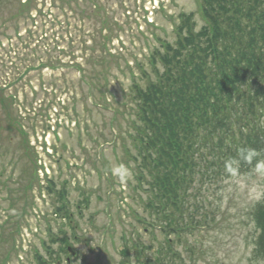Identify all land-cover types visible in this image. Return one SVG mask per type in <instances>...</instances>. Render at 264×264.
Wrapping results in <instances>:
<instances>
[{
	"label": "rangeland",
	"instance_id": "374dc122",
	"mask_svg": "<svg viewBox=\"0 0 264 264\" xmlns=\"http://www.w3.org/2000/svg\"><path fill=\"white\" fill-rule=\"evenodd\" d=\"M57 5L64 11L56 10ZM129 7L134 8L121 39L128 50L116 39L109 49L123 56L106 60L102 36L107 31L101 29L111 28L109 18L125 21L122 13ZM28 9L32 18L24 12ZM197 10L196 0H0V90L5 88L0 91V264H38L37 255L51 264L60 257L67 264L63 252L55 253L60 244L51 243L65 236L77 251L70 264H138L133 253L129 261L122 252L138 243L153 246V252L159 248L165 237L159 227L150 230L147 195L134 190L138 171L126 154L133 148L131 113L127 109L126 121L116 116L113 101L115 109L96 106L90 96L92 80L82 77L112 68L109 89L120 102L126 95L129 105L131 72L140 78V68L148 70L154 34L173 42L169 16ZM84 42H89L93 59L86 56ZM99 81L105 84L104 78ZM10 118L17 124L10 126ZM117 165L130 169L132 179L120 182L112 172ZM32 182L28 202L21 200L12 209L13 200L24 197L23 186ZM51 182L60 193L66 186L68 196L48 193ZM207 196L212 204L208 210L219 209L216 223L189 240L196 262L184 245L178 247L185 263L264 264L253 259L256 234L250 219L253 207L264 202V172L236 175ZM60 207L73 215L71 224L57 215Z\"/></svg>",
	"mask_w": 264,
	"mask_h": 264
},
{
	"label": "trees",
	"instance_id": "16d2710c",
	"mask_svg": "<svg viewBox=\"0 0 264 264\" xmlns=\"http://www.w3.org/2000/svg\"><path fill=\"white\" fill-rule=\"evenodd\" d=\"M196 2V13L169 16L174 26L173 42L154 34L155 44L147 58L148 70L140 68V78L131 72L129 105L126 95L120 102L114 90L109 89L112 68L103 75L84 73L82 77L84 82L92 80L90 96L96 106L110 105L111 109L113 101L118 106L116 116L126 121L127 109L131 113L133 148L127 149L126 154L138 171L134 190L147 195L151 232L159 227L165 237L155 252L153 246L142 243L122 252L129 261L133 253L138 264H186L178 250L181 245L185 246L190 260L196 262V248L189 245V240L214 225V215L219 210L217 207L213 212L208 210L212 204L207 193L223 189L236 175L264 168V0ZM94 7L104 16L102 7L98 9L97 4ZM164 7L162 2L161 11H165ZM56 8L64 11L59 5ZM133 8L122 13L126 18L122 23L109 18L111 28L101 29V33L107 31L102 36L107 40L103 43L104 59L121 60L123 54H113L109 49L116 39L121 49L128 50L121 39ZM29 9L24 12L30 15ZM151 26L156 27L153 23ZM88 43H83L84 52L93 59ZM117 67L121 69L120 62ZM101 78L105 80L103 85ZM10 121V126L17 124V120L10 118ZM242 149H252L257 155L246 162L240 156ZM230 160L237 161L231 169L226 167ZM55 188L51 182L49 192H55L59 199L68 196L66 186L62 193ZM33 189V182L23 186L24 197L14 199L11 208H17L21 200L27 203ZM56 211L71 223V213L65 208ZM250 219L256 234L253 259L264 263V202L253 207ZM12 239L15 246V238ZM58 239L51 242H60L59 251L65 252L68 237ZM149 251L153 252V258H149ZM37 258L39 264H46L40 256ZM50 259L52 262L53 253Z\"/></svg>",
	"mask_w": 264,
	"mask_h": 264
},
{
	"label": "clouds",
	"instance_id": "9594fccd",
	"mask_svg": "<svg viewBox=\"0 0 264 264\" xmlns=\"http://www.w3.org/2000/svg\"><path fill=\"white\" fill-rule=\"evenodd\" d=\"M257 153L252 149H242L240 152V156L246 162H250L253 157H255ZM237 163V161L230 160L226 163V167L229 169ZM258 171H264V168L258 169ZM113 175L120 181V182H127L128 180L132 179V172L130 169L123 165H117L112 169Z\"/></svg>",
	"mask_w": 264,
	"mask_h": 264
}]
</instances>
